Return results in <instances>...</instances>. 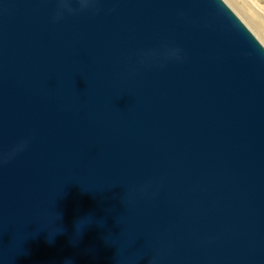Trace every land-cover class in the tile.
Returning <instances> with one entry per match:
<instances>
[{
  "label": "water",
  "instance_id": "water-1",
  "mask_svg": "<svg viewBox=\"0 0 264 264\" xmlns=\"http://www.w3.org/2000/svg\"><path fill=\"white\" fill-rule=\"evenodd\" d=\"M0 264H264V44L226 0H0Z\"/></svg>",
  "mask_w": 264,
  "mask_h": 264
},
{
  "label": "bare ground",
  "instance_id": "bare-ground-1",
  "mask_svg": "<svg viewBox=\"0 0 264 264\" xmlns=\"http://www.w3.org/2000/svg\"><path fill=\"white\" fill-rule=\"evenodd\" d=\"M264 42V8L251 0H227Z\"/></svg>",
  "mask_w": 264,
  "mask_h": 264
},
{
  "label": "rangeland",
  "instance_id": "rangeland-1",
  "mask_svg": "<svg viewBox=\"0 0 264 264\" xmlns=\"http://www.w3.org/2000/svg\"><path fill=\"white\" fill-rule=\"evenodd\" d=\"M253 3L258 4L260 7L264 8V0H251ZM226 2L233 8V10H235V12L242 18V20L244 21V18L240 15V13L226 0ZM245 22V21H244ZM246 23V22H245ZM248 25V23H246ZM249 26V25H248ZM250 27V26H249ZM251 28V27H250ZM251 30L256 34V32L251 28ZM259 40H261V42L264 44V42L262 41V39H260V37L258 35H256Z\"/></svg>",
  "mask_w": 264,
  "mask_h": 264
}]
</instances>
